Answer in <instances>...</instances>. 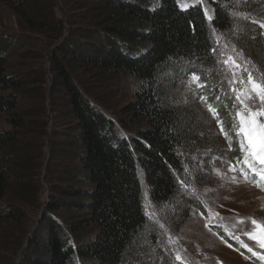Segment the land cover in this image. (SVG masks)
<instances>
[{
    "label": "trees",
    "instance_id": "trees-1",
    "mask_svg": "<svg viewBox=\"0 0 264 264\" xmlns=\"http://www.w3.org/2000/svg\"><path fill=\"white\" fill-rule=\"evenodd\" d=\"M202 3L0 0L20 31L0 32V114L10 126L0 131V264H127L148 225L144 193L154 208L172 205L185 164L210 148L203 120L174 93L180 65L214 67L218 34L264 66L262 30L236 34L224 6L232 0ZM39 38L44 50L30 64ZM212 74L203 93L226 114L231 96ZM125 75L137 85L114 117L121 89L112 86Z\"/></svg>",
    "mask_w": 264,
    "mask_h": 264
},
{
    "label": "rangeland",
    "instance_id": "rangeland-1",
    "mask_svg": "<svg viewBox=\"0 0 264 264\" xmlns=\"http://www.w3.org/2000/svg\"><path fill=\"white\" fill-rule=\"evenodd\" d=\"M187 2L191 6L195 2L202 3V0H187ZM203 5L207 9V6ZM224 6L230 8L228 13L236 34L242 31L251 37L253 36L251 27L256 26L262 30L264 37V28H261L259 23H253V21L264 22V0H232V4ZM64 14V11H57V16L60 18H63ZM16 22L14 14L0 5V32L9 36L19 35L20 31ZM249 26L251 27L249 28ZM214 37L217 48L215 66L205 69L196 62H183L180 69L185 77L178 79L174 90L180 104L196 110L198 118L203 120V129L210 148L207 149L206 155H201L200 159L185 164L183 174L177 178V183H180V193L172 205L154 208L149 202L147 194L144 193L145 212L150 210L151 215H147L148 225L129 251L127 264H159L166 256L170 259L169 264H174L176 251L181 252L189 264H261V261L253 257L250 252H248L249 255L243 254L242 251H246L243 247L240 246L241 252L233 246L229 247L230 244L223 238L225 236L226 239L240 245L238 240L229 235L231 232L232 235L239 236L240 241H244L256 251L264 254V251L259 249L254 241L248 240L241 232L243 228L250 229V223L245 225L236 223L238 219L249 220L250 218L264 222V190L245 183L238 174L227 171L228 162L239 155V147L234 141V151L228 152L227 142L219 132L217 121L208 111L209 104L215 106L214 101L217 100V97L213 99L203 93L205 81L208 76L211 78L212 73L216 70L221 75L224 84L222 91L227 90L231 96L228 91V78L231 74L223 70L220 61L228 55L236 56L240 63H244V59L247 58L244 55V59L240 58L238 53H242V51L236 43L229 42L228 39L218 34H215ZM40 41L39 38L38 42H34L38 53L36 52L29 59L30 64H35V59L44 50H40L38 47L39 44L42 45ZM260 55L259 59L263 57V53ZM252 62L249 67H256L264 71V66L260 62ZM194 71H198L204 76L203 81L201 75H199L198 81L192 79ZM116 83L112 87L121 89V92L109 105L110 113L114 117H117L114 112L119 111L133 98L132 93L137 85L133 78L126 75L118 79ZM201 96L206 97V100H201ZM230 103L231 108L225 109L226 114L216 108L225 127L229 129L232 124L230 117V113L233 112L232 99ZM54 118L60 122V118L53 115L49 125L51 127L54 126ZM61 122L63 123V121ZM9 129L6 116L0 114V131ZM233 175H237V181L232 180ZM180 206L182 215L180 218H175L174 222H170V216ZM213 214H218V216ZM206 224L209 227H205ZM150 236L158 238L155 246H152Z\"/></svg>",
    "mask_w": 264,
    "mask_h": 264
},
{
    "label": "snow or ice",
    "instance_id": "snow-or-ice-1",
    "mask_svg": "<svg viewBox=\"0 0 264 264\" xmlns=\"http://www.w3.org/2000/svg\"><path fill=\"white\" fill-rule=\"evenodd\" d=\"M177 2L181 4L182 10H187L189 6L187 0H184L183 3L182 0H177ZM205 17L210 22L215 18L209 15L207 9H205ZM253 23H259L260 27L264 28V22L253 21ZM211 51L216 54L217 48L213 47ZM233 51L236 50L233 49ZM238 55L244 59L242 53H238ZM220 63L223 65V70L231 74L228 78V91L233 100V112L230 113L231 128L225 127V123L215 106L209 104L208 111L217 121L219 132L227 142L228 152L234 151V141L239 147V155L228 162L227 171L238 174L245 183H250L254 187L264 190V71L256 67H249L253 63L249 59H244V63H240V60L233 55H228ZM199 78L197 73L192 74L193 80L198 81ZM200 99L206 100V97L201 96ZM216 99L219 100V96ZM232 180L237 181V175H233ZM146 215H151L150 210L146 211ZM213 215L218 216V214ZM236 223L238 225L250 223V229L243 228L241 232L248 240L254 241L255 245L264 251V222L250 218L249 220L238 219ZM205 227H209V225L206 224ZM229 235L238 240L240 246L261 261V264H264L262 252H258L244 241H240L239 236L232 235L231 232ZM228 246L232 247V245ZM174 264H189V262L181 252L176 251Z\"/></svg>",
    "mask_w": 264,
    "mask_h": 264
}]
</instances>
